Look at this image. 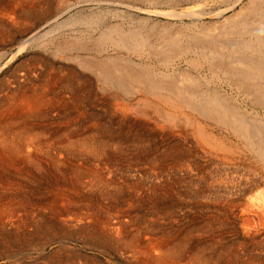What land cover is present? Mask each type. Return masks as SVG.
Returning a JSON list of instances; mask_svg holds the SVG:
<instances>
[{
	"label": "rangeland",
	"instance_id": "obj_1",
	"mask_svg": "<svg viewBox=\"0 0 264 264\" xmlns=\"http://www.w3.org/2000/svg\"><path fill=\"white\" fill-rule=\"evenodd\" d=\"M8 1L0 0V32L1 30H3V28L7 30L5 35L0 36V104L3 98H5L7 92L9 93L10 91L12 92L14 90L16 91L18 87L20 88L22 87L23 89L25 88L27 90L28 89L34 90L36 88L35 89L36 93L37 92H48L47 95L48 96L50 95L49 96L50 98L54 96L56 101L54 102L51 99V102H49V106L48 104H43L42 107H40V111H39L40 116L38 115V113H36L37 115L33 114L32 117L30 116L33 120L31 118H30L31 120L28 118V121L30 120L31 122L37 123L41 127L43 126V128L46 127L45 131L43 130L42 136L48 137L47 139L49 140L47 142L52 143L51 147L53 146V148H50L49 146L47 147L48 151L47 152L45 151L46 153H44V151H42L41 153V155H43L42 162H41L42 167L46 168V171L45 172H43L42 170L38 171L37 169L34 168L35 166H32V165L29 169H27L26 167L27 164H25L23 161H21L18 158H15L12 161H6V162H3V160L1 159L0 171H2L3 174L2 172L0 174V198H1L0 207L2 204L5 205L7 203L6 205H8L7 206L8 208H7V211H4L2 214V217L0 219L1 221L0 228L2 227L1 228L2 231H5L6 229V232H8L9 235L13 236L15 233L13 235L10 233L20 231L18 229L19 226H17V223L19 222V220H22V222L25 223L23 230L24 232H27V233L29 231L32 232L35 224H38L39 222L41 225V222L43 220L44 221L46 220V224L52 225L54 229L51 230L47 234V236H45V238L44 236L41 238L39 234L30 235L31 237L29 236V238L25 236V238L11 242L8 248L3 247L4 244L2 243V248L0 247V264H47V261H46L47 257L51 256L52 254L53 255L56 254L59 256H63V257L67 255V258L66 257L65 258L68 264H129L130 262L128 261V258H127L129 257L128 251L114 249L113 247H110V246L102 247V246L92 243L91 240L87 239L88 237L84 238L80 236V234L78 233V228L82 227V225L85 226L87 224L86 222L87 218L86 219L81 218V220L78 218V216H80L81 212L83 211H86V213H88V215L92 217V219L93 217H95L94 219L99 220L100 222H104V223H100L99 226L103 225L105 227V223L107 225L113 226L115 224L114 222H116L115 220H121L122 223L124 222L123 226L125 229H131V231L132 230L134 231L135 228L142 227L141 230L143 229V232H144L148 230V227H150V223L154 221L155 225H158L157 229L158 230L162 229L164 231L163 234L166 235L167 238L175 237L177 235L179 236L186 235V234L191 235L193 239L199 240L201 242H208V241L212 242L216 240V238H218L222 240V243L225 245V248H228V250L231 249L230 254H234V255L236 254L238 257H240L241 259H245V260H247L248 258L249 259L254 258L255 260H257V261L254 260V264L256 263L264 264V252H262L264 251V249H263V246L261 245L264 243V226L259 224L260 227L262 226L260 228L258 225L259 223L258 219H256V217H253V224L255 225L252 228L253 230L252 229L251 230L248 229V230H250L249 234L253 233L254 235L251 234L250 235L251 237H250L242 233V230L244 229L242 227L243 226L242 213H244V210H242L243 208L242 205L247 201L248 195L253 193L251 183H253L255 179H257L258 177L260 176L262 177L264 175V172H263L264 165L258 160L257 157H255L253 153H250L248 150H245L244 146H242L243 143L241 140H239L235 135H232L231 132H229L226 128L222 127L221 125H218L216 123L205 122L202 120L203 124L207 123L210 126L212 125L211 127L213 129V133L219 139L223 141L224 148L217 147L211 151V154H201L202 152L200 149L208 150L207 148L208 145L201 143V142L198 143L197 140L190 133L189 131L190 128L188 126H176V127L166 126V125L161 126V123L164 124L163 122L156 123L155 121H153L152 118L143 117V116H140V115H137L131 112L129 110V107L135 101V98L140 96V93L138 91H133L132 94L122 95L119 90L110 89V88L108 90H102L101 88L99 89V87H96V85L93 82L94 80L90 78L91 83H92L91 93L87 96V98L84 99V101L76 102L71 97H69L68 90L63 89L62 84H60L59 86L55 85L57 87H55L54 85L52 86L50 84V80L54 78L55 76L57 78H62L61 75H63L64 71L60 69L61 66H63L64 64L66 66L72 64L71 63L72 61H67L66 59L63 58L64 55H61L55 52V50L57 49V46L63 45L64 42H66L67 40L71 38H78L79 40H82V41H85V38H87L85 42L89 44V41H91L93 39V36L97 34V32L99 31L98 29L101 28L102 24L110 23V22L114 23V22L119 21V22H123V26H126L129 23L132 26L139 24V26L145 27L155 22V28L158 30L160 29V27H162V25L164 26L168 25L169 27L172 26L174 28H179L177 24L180 22L179 24L183 23V27L186 28V29L185 28H182V29L188 32L193 27L197 28L200 26V24L203 25L205 23L207 24L205 25L210 28L211 25L213 26L212 22L214 21L216 22V20L218 22L222 19V17H214V16L207 15L206 13L204 16H202V18L196 19L192 17L189 18L186 15H182L179 18V16H173V15L168 14V12H170L172 8H174L177 11H181L182 9H185V7L189 9L190 7H192V5H194L192 8L197 9L199 8L198 6L201 7L200 3L204 4L206 2V1L202 2L203 0L201 1L200 0L198 1L197 0H184V1L183 0H149V1L148 0H120V1L119 0H115V1L114 0H59L58 1L59 4L57 0H11L9 2ZM66 1L70 3L68 4ZM79 1L81 3H79ZM105 1L107 2V4L108 3L109 4L107 5ZM20 3L22 5L25 3L24 6H28V5H31V6H29V8L23 7L24 9H21V7H19ZM127 3L134 4L135 7L131 9L130 7H127L128 6ZM189 3L190 4L192 3L191 6ZM197 3L199 5L195 7ZM205 4L202 5L201 7V8H204L205 11H208L209 8L211 7L213 9V6H214V10H217L219 8L218 5H214L211 3L208 4L207 2ZM13 5H16V6L18 5V7H16L13 13H10L9 10L13 8ZM239 5L240 4L238 3L234 6L235 8L234 7L229 8V9L227 8L224 12L226 15H223V17L229 16L231 15V13L233 14L235 12L234 11L235 9L236 10L239 9L238 8ZM221 6H220L221 8L224 7L222 4ZM8 7L10 8L8 9ZM159 8H161L163 12L160 11ZM63 9L65 11H63ZM146 12L147 13L149 12V13L147 14ZM83 14L86 17L88 15L87 17L88 19L90 17L94 18V15L96 17H103V20H101L102 22L100 21L101 23L99 22L98 24H96V26L98 25L97 27L99 28L97 29L94 24L93 25L90 24L89 21H87L88 19L82 16ZM123 14L125 17L120 18L119 15H123ZM161 14L162 16H160ZM82 19L85 20L86 22L83 21ZM56 20L58 21L56 22ZM63 20L64 21L66 20L68 22L70 21V22L69 24H67L68 22L63 23ZM200 20L201 21L204 20V22L201 23ZM78 21H81V22H78ZM176 21H177V24H175ZM194 22L197 25L194 24ZM55 23H57V25H60V26H57ZM61 23H63V26H61L62 25ZM82 23L90 24L91 26L86 25V24L84 26ZM55 27L56 28L58 27V28L56 29ZM87 27L89 28L87 29ZM54 28L58 32H56ZM67 30H69V33ZM53 31L55 34L53 33ZM87 31H88V34H87ZM50 32H51V35H49ZM82 34L83 36H81ZM26 37H28L29 39L25 45L26 47H24L22 50H19L17 52L18 42L21 39H24ZM35 37L37 38L34 40ZM185 37L186 36L183 35L182 40L185 41L187 39L186 41L190 42L191 39H189L188 37L186 38ZM46 41L49 43H47ZM35 47H38V48H35ZM107 47L105 50H103L102 54L106 55L108 53H112L115 51L117 52L119 51L121 53L126 54L124 49H119V48L117 49L116 47L114 48L111 46H107ZM66 53L71 54V51H66ZM79 53L86 55V53L84 52H79ZM50 56L51 57L53 56L52 59ZM131 56L136 58L133 55ZM33 58L36 59L37 61H34ZM182 60H179L180 61L179 66L182 67V65L184 66V64L186 66L185 60L184 59ZM197 71H199L202 74L205 73L204 67H202V69L201 68L198 69ZM222 79H223L222 77L214 78V83L218 86L222 85V87H220V90H222L223 93H225L228 98L230 97L229 102L232 100V102H235V105L238 103L237 104L238 107H241L242 109L244 107L247 110L253 109L254 111H257L259 115L264 116V108L253 105L251 101L249 103L250 99L244 93H242L240 90H239L240 92L238 90L236 91L235 88L227 85L226 82H224V79L223 80ZM45 84L47 85L44 86ZM25 85L27 88L25 87ZM210 86H213V83H210ZM111 94H116L118 97L113 98ZM119 98H122L121 100H123V102L121 100L119 101ZM239 102H241L242 105ZM124 103L126 106L124 105ZM1 106L3 105L2 104L0 105V111L3 109V107ZM21 107L22 106L19 105L13 108V113L15 114L13 116H15V119H19V118L21 120L23 119L22 117H24V114L21 112V109H22ZM84 108L85 109L87 108V109L85 110ZM260 108H262V110ZM16 113H17V116H16ZM141 122L143 123V125ZM129 123L131 124L129 125ZM215 124L217 127L215 126ZM72 126L74 127L72 128ZM91 128L93 129L91 130ZM74 129L77 131H75ZM67 130L69 133L67 132ZM98 131L99 133H97ZM133 132H135L136 135H133ZM180 133H182V135ZM186 133L188 134L185 136ZM89 135H94L95 137L99 139L102 138V140H105V138L107 139L108 136L111 135L113 137L116 136L117 138L121 140L115 141L114 139L113 141L109 139L107 146H105V149L100 150L98 148L100 152L102 153L101 155H98L99 151L96 154H94L90 150L87 151L88 154L84 153L86 152V150H84V148L81 147L80 145L78 146V144H74L72 146L69 145L70 149L69 147L65 145L68 139L77 140L78 137H86ZM122 136L124 138H121ZM135 136L136 138L132 139ZM63 140H64V143H62ZM131 140H134V141H131ZM151 141H154V142H151ZM235 142L236 144H234ZM120 144H121V147H120ZM167 144H170V145H167ZM61 145H63L64 147H62ZM72 147L74 149H72ZM235 147L238 149H236ZM61 148H63V150ZM173 148L176 149V152H179V154H180V150H182L183 152H185L186 156H180V155L173 156L171 152V149ZM77 149H79V151ZM230 149L232 150L236 149L239 152L234 154L235 155L234 156L231 154ZM53 151H54V155H53ZM121 151L125 153H122ZM159 153L161 154L163 153V155L169 154L168 161H167L168 164L165 163L166 166L162 165L161 167H159V169L157 167H153V166L151 167L150 164L147 163L146 160L148 159L146 158H150L151 156H154L155 154L158 155ZM165 161L166 159H164V162ZM47 164H50V165H47ZM23 166L25 167V169L23 168ZM229 166H230V169H229ZM64 168L66 170H64ZM248 168L250 171L248 170ZM70 170L71 171L73 170L74 172H71ZM188 171H191V172L188 173ZM173 174H175L176 176ZM77 175H79V177ZM171 176L172 177L175 176L174 179L171 178ZM242 178H245L246 180L243 179L245 180L243 181ZM175 179L178 182L177 181L175 182ZM237 179L240 181H238ZM158 180L159 181L161 180L160 183H158L159 182ZM64 181L66 182L64 183ZM188 181L190 183H188ZM82 183H86V184H82ZM151 183L152 184L154 183V185H157L159 188V190H157V192H154L153 194L152 192H150V187H149V185L150 186L152 185ZM187 184H189L191 187L189 185L187 186ZM206 187L208 188L210 192L207 191ZM69 188H72L71 189L72 191ZM169 188L172 190H170ZM68 189L72 193L68 191ZM219 189L222 191L224 189V191L221 192ZM73 190H75L74 193H73ZM196 190L198 191V193ZM105 191L108 192V195L104 194ZM212 191H216L218 193L212 192ZM253 191H255V188ZM77 192L80 195H78ZM156 196L157 198L159 197L158 198L159 201L156 200L157 199ZM216 196L218 198H216ZM222 196L224 197L222 198ZM222 204H225V205H222ZM57 207L58 209H56ZM54 209H55V212H54ZM240 211L241 213H238ZM38 217L42 219L41 222L39 221L40 219H38ZM204 223L208 225H202ZM236 223H238V225ZM190 225H191V228H190ZM193 229L194 231H192ZM254 229H257V230L255 231ZM104 230L105 231L107 230V226L104 228ZM149 230L152 231L151 227L149 228ZM262 230H263V235L261 233ZM106 232H107L106 234L111 235L110 233L112 231L107 230ZM143 234L147 235L148 231ZM207 238L210 239L211 241L208 240ZM219 249L220 251H222L221 248ZM222 252L226 254V251L223 250ZM88 257H91L92 259H88Z\"/></svg>",
	"mask_w": 264,
	"mask_h": 264
},
{
	"label": "bare ground",
	"instance_id": "obj_2",
	"mask_svg": "<svg viewBox=\"0 0 264 264\" xmlns=\"http://www.w3.org/2000/svg\"><path fill=\"white\" fill-rule=\"evenodd\" d=\"M9 1H11V0H9ZM58 1L59 0H57V2ZM204 1H206L208 4L211 3L214 5H218L219 8L217 10H214V6H213V9L211 7V8H209L208 11H205L204 8H201L202 5H204L206 3L205 2L204 4L200 3L201 7L198 6L199 8H197V9L192 8L194 6V5H192V7H190L189 9L187 7H185V9H182L181 11H177L174 8H172L170 10V12H168V14L173 15V16H179V18L182 15H186L189 18L192 17V18L200 19L206 13H207V15H210V16L222 17V19L220 21L217 22V20H216L217 23L215 21L212 22L213 26L211 25L210 28L207 27L206 26L207 24L205 23L206 25L205 24H203V25L200 24V26L198 25L199 26V27H197L198 29L196 27L195 28L193 27L194 29L190 28L191 30H189L188 32H186V30L182 29V28H185V27H183V23L179 24L180 23L179 22L178 23L179 25H178L177 21L175 24H177V26H179V28H174L170 24L169 25L172 28L169 27L168 25L164 26L161 24L162 27H160L158 25L160 27V29L157 30L155 28V22L154 21H153L154 23H152L148 26H145V27L139 26V24L132 26L129 23L126 26H123V22L118 21V22L111 23L109 21L110 23L102 24L101 28L98 29L99 27H97L98 25L96 26V24H98L101 20H103V17H96L94 15V18L90 17L88 19L87 18L88 15L86 17L83 14L82 16L86 17L88 19L87 21H89L90 24H92V25L94 24L99 31L97 32V30H96L97 34L94 36L92 35L93 39L91 41H89V44L87 42H85L87 40V38H85V41L79 40L78 38H71V39L67 40L66 42H64L63 45L57 46V49L55 50V52L58 54L64 55L63 58L66 59L67 61H72L71 62L72 64L69 63L70 65H68V66H66L65 64H64L65 66L64 65L61 66L60 69H62V71H64L63 75H61L62 78H57L55 76L54 78H52L50 80V84L52 86L53 85L59 86L60 84H62L63 89L68 90L69 97H71L76 102L84 101V99L87 98V96L91 93V90H92L91 89L92 88L91 79L94 80L93 82L96 85V87H99V89L101 88L102 90H108L109 88L115 89V90H119L122 95L132 94L133 91H138L140 93V96L139 97H136L137 95L135 96L136 97L135 101L131 104V106L129 107V110L131 112H133L134 114H137V115H140L143 117L152 118L153 121H155L156 123L163 122L164 124L161 123V126H163V125L175 126V127L176 126H188L190 128V130H189L190 133L197 140L198 143L201 142V143L208 145L207 146L208 150L200 149L202 152L201 154H211V151L217 147L224 148L223 141L221 139H219L213 133V129L211 127L212 125L210 126L207 123H205V124L202 123L203 121H205V122H210V123H216V124L221 125L222 127L226 128L229 132L232 133V135H235L239 140L242 141V143H243L242 146H244L245 150H248L250 153H253L255 155V157H257L258 160L264 165V116L259 115L258 112L254 111L253 109L247 110L243 106H242L243 107V109H242L241 107L237 106L238 103L235 105V102H232V100L229 102L230 97L228 98L227 95L225 93H223L222 90H220V87H222V85L218 86L214 83V78L222 77L224 79V82H226L227 85L235 88L236 91L240 90L242 93H244L250 99V100L248 99L249 103L251 101V103L253 105L264 108V0H244V1L243 0H203L202 2H204ZM110 2H112V1H110ZM79 3H81V2L79 1ZM131 3H127V5H128L127 7H130L132 9L135 7V5L131 4ZM181 3H183V2H181ZM184 3H186V2H184ZM238 3L240 4L238 7L239 8L238 10L235 9L234 10L235 12L233 14L231 13V15L228 14L229 16L223 17V15H226L224 12L227 8L228 9L233 8ZM20 4H19V7H21V9H24L23 7L29 8V6H31V5L24 6L25 3L23 5L21 4V6H20ZM58 4H59V2H58ZM60 4H62V3H60ZM106 4H107V2H106ZM191 4H190V6H191ZM221 4L224 6L223 8H221L222 7ZM197 5H199V4L197 3L195 5V7ZM145 6H146V4H145ZM16 7H18V5L17 6L13 5V8H11L9 10L10 13H13L15 11ZM157 7H158V5H157ZM9 8L10 7H8V9ZM159 9H160V11H162L161 8H159ZM63 11H65V10L63 9ZM97 11H96V13H97ZM105 12H106V10H105ZM155 12H157V11H155ZM58 14H59V12H58ZM129 14H127V15H129ZM165 14H167V13H165ZM115 15H113V16H115ZM155 16H156V14H155ZM160 16H162V14ZM119 17L124 18L125 16L123 14V15H119ZM165 17H166V15H165ZM72 18H73V16H72ZM127 19H126V21H127ZM57 21L58 20H56V22ZM73 21H74V19H73ZM83 21H85V20H83ZM167 21H168V19H167ZM64 22L66 23L68 21L63 20V23ZM69 22L67 24H69ZM71 22H72V20H71ZM78 22H81V21H78ZM137 22H138V20H137ZM203 22H204V20L201 21V23H203ZM63 23H61L62 24L61 26H63ZM55 24L57 25V23H55ZM85 24H83V25L85 26ZM90 24H86V25H90ZM175 24H173V25H175ZM194 24H196V23L194 22ZM57 26H60V25H57ZM65 26H67V25H65ZM78 27H79V25H78ZM88 28L89 27H87V29ZM56 29H55V31L58 32ZM48 30H49V28H48ZM6 31L7 30H5V28H3V30H1V32H0V36L5 35ZM67 31L69 33V30H67ZM53 33H54V31H53ZM75 33H77V32H75ZM90 33H91V31H90ZM83 34L81 36H83ZM87 34H88V31H87ZM49 35H51V32ZM183 35L188 37L189 39H191L190 42H187L186 41L187 39L185 41L182 40ZM85 36H86V34H85ZM37 37H39V36H37ZM37 37H35L34 40ZM28 40H29L28 37H26L24 39H21L18 42L17 52L19 50H22L24 47H26L25 45L28 42ZM31 41H32V39H31ZM47 43H49V42H47ZM107 46H111L114 48L116 47L117 49L118 48L124 49L126 54L121 53L119 51L118 52L115 51L112 53L107 52L108 54L104 55V54H102V52H103V50L106 49ZM38 47H39V45H38ZM38 47H35V48H38ZM44 49H45V47H44ZM36 51H37V49H36ZM66 51H71V54H69V53L67 54ZM42 52H44V51H42ZM79 52H84V53H86V55L80 54ZM46 53H48V52H46ZM43 54H45V53H43ZM12 55H14V54H12ZM131 55L135 56L136 58L132 57ZM34 56H35V54H34ZM188 56H189V58H188ZM52 57H51V59H52ZM182 59H184L186 62V66L184 64L185 67L183 65H182V67L179 66V63H180L179 60H182ZM34 61H37V60L34 59ZM182 62H183V60H182ZM50 67H51V65H50ZM202 67H204V69H205V73L203 72L204 74L197 71L200 68L202 69ZM220 82H222V81H220ZM210 83H213V86H210ZM37 85H39V84H37ZM46 85L47 84H45L44 86H46ZM57 86H55V87H57ZM25 87H26V85H25ZM35 89L34 90L33 89L27 90L25 88L23 89L22 87L21 88L18 87L16 91L13 89L14 90L13 92L12 91H10L11 93L7 92L5 98H3V100L1 101V104L3 105L1 107H3V109L0 111V162H1V159L3 160V162H6V161H12L15 158H18L21 161H23L25 164H27V166H26L27 169H29L32 165V166H35L34 168L37 169L38 171L42 170L43 172H45L46 168H43L42 163H41L42 157H43V155H41V153H42V151H44V153H46L48 151L47 147L50 146V148H53V146L51 147V144H52L51 142H47L49 140V139H47L48 137L42 136L43 130L45 131L46 127L43 128V126L41 127L39 124L31 122L30 120L32 119L31 117L33 116V114L38 113V115H39L40 107H42L43 104H48V106H49V102H51V99L54 102L56 101V99L54 98V96L50 98L49 97L50 95L49 96L47 95L48 92H37L36 93ZM49 91H51V90H49ZM241 95H243V94H241ZM111 96L113 98L118 97L116 94H111ZM121 99L122 98H119V101ZM121 101L123 102V100H121ZM239 103H241V102H239ZM19 105L22 106L21 112L24 114V117H22L23 118L22 120L20 118H19L20 120L15 119V116H13V115H15L13 113V108H15V106H19ZM50 105H52V104H50ZM124 105H125V103H124ZM241 105H242V103H241ZM52 106H54V105H52ZM262 108H260V109L262 110ZM258 111H259V109H258ZM126 112H127V110H126ZM119 114H120V112H119ZM16 116H17V113H16ZM28 118L29 119L31 118V119L28 121ZM91 119H93V118H91ZM130 124L131 123H129V125ZM216 124H215V126H216ZM142 125H143V123H142ZM73 127L74 126H72V128ZM92 129L93 128H91V130ZM75 131H77V130H75ZM95 131H96V129H95ZM131 131H132V129H131ZM67 132H68V130H67ZM97 133H99V131ZM162 133H163V131H162ZM182 133H180V134L182 135ZM152 134H154V133H152ZM187 134L188 133H186L185 136ZM133 135H136V133L133 132ZM131 136H132V134H131ZM55 138H56V136H55ZM121 138H124V137L122 136ZM135 138H136V136L133 137L132 139H135ZM109 139H111L113 141H114V139H115V141L121 140V139L117 138L116 136L113 137L111 135H109L107 139L105 138V140H102V138L99 139V138L95 137L94 135H89L86 137H78L77 140H73V139L67 140L66 139L67 143L65 145L67 147H69V145L72 146L74 144H78V146L80 145L81 147L84 148V150H86V152H84V153H87V151L90 150L91 152L96 154L99 151L98 155H101L102 153L100 152V150L105 149V146H107ZM55 141H56V139H55ZM131 141H134V140H131ZM136 141H138V140H136ZM171 141H172V139H171ZM151 142H154V141H151ZM62 143H64V140ZM234 144H236V142ZM167 145H170V144H167ZM61 146L64 147L63 145H61ZM172 146H170V147H172ZM120 147H121V144H120ZM189 148H191V147H189ZM61 149L63 150V148H61ZM69 149H70V147H69ZM72 149H74V148L72 147ZM236 149H238V148H236ZM236 149L235 150L230 149L232 155L239 152ZM77 150L79 151V149H77ZM109 151H110V149H109ZM68 152H70V151H68ZM171 152H172L173 156H176V155L177 156H179V155L180 156H186L185 152H183L182 150H180V154H179V152H176V149H174V148L171 149ZM50 153H52V152H50ZM122 153H125V152H122ZM53 155H54V151H53ZM165 155L166 154L163 155V153L162 154L159 153L158 155L155 154L154 156L149 155L151 157L146 158V159H148L146 161L148 164H150L151 167L153 166V167H157L159 169V167H161L162 165L166 166L165 163H167V161H168V155L169 154L166 156ZM212 156H213V154H212ZM56 157H57V155H56ZM70 157H71V155H70ZM119 158H120V156H119ZM164 159H166L165 162H164ZM55 161H56V159H55ZM182 161H183V159H182ZM197 161H198V159H197ZM193 162H195V161H193ZM173 163H175V162H173ZM179 163H181V162H179ZM47 165H50V164H47ZM210 166H211V164H210ZM23 168L25 169L24 166H23ZM77 168H79V167H77ZM229 169H230V166H229ZM64 170H66V169L64 168ZM91 170H92V168H91ZM105 170H107V169H105ZM160 170H162V169H160ZM248 170H249V168H248ZM170 171H171V169H170ZM178 171H180V170H178ZM1 172L2 171H0V174H1ZM71 172H74V171L72 170ZM189 172H191V171H188V173ZM263 172H264V170H263ZM160 173H161V171H160ZM2 174H3V172H2ZM53 174H55V173H53ZM212 174H210V175H212ZM173 175H175V174H173ZM77 176L79 177V175H77ZM158 176H157V178H158ZM174 177L171 176V178H173V179H174ZM87 178H89V177H87ZM216 178H217V176H216ZM245 178H242V180ZM258 178H260V179H258ZM258 178L255 179L254 182L252 181L253 183H251V185H252V192L253 193L250 192L251 194L248 195V197L246 196L248 199L245 198V199H247V201L242 205V207H243L242 210H244V213H242V222H243L242 227L244 228L242 230V233L247 235V236H250L251 234L254 235L253 233L249 234V231L255 225V224H253V217H256V219H258V222H259L258 225L261 224L262 226H264V175L262 177L260 176ZM153 179H154V177H153ZM180 179H182V178H180ZM235 180H236V178H235ZM245 180H243V181H245ZM94 181H95V179H94ZM160 181L158 183H160ZM176 181L177 180L175 179V182ZM238 181H240V180H238ZM65 182L66 181H64V183ZM75 182H73V183H75ZM102 182H104V181H102ZM168 183H170V182H168ZM188 183H190V182L188 181ZM244 183H246V182H244ZM67 184H65V185H67ZM82 184H86V183H82ZM107 184H108V182H107ZM188 185L189 184H187V186ZM260 185H262V186H260ZM93 186H95V185H93ZM161 186H163V185H161ZM207 186H209V185H207ZM149 187H150V192H152V194L154 192H157V190H159L158 186L154 185V183L151 186L149 185ZM149 187H148V189H149ZM183 187H185V186H183ZM215 188H216V186H215ZM254 188H255V191H253ZM69 189L71 190L72 188H69ZM69 189H68V191H70ZM169 189H168V191H169ZM170 190H172V189H170ZM211 190H212V188H211ZM74 191L75 190H73V193H74ZM207 191L210 192L208 190V188H207ZM220 191L223 192L224 189H223V191L222 190H220ZM212 192H216V191H212ZM218 192H216V193H218ZM197 193H198V191H197ZM206 193H205V195H206ZM77 194L80 195L78 192H77ZM104 194L108 195V192L105 191ZM112 195H114V194H112ZM243 195H245V194H243ZM150 196H151V194H150ZM189 196H190V194H189ZM173 197H175V196H173ZM211 197H212V195H211ZM223 197L224 196H222V198ZM60 198H62V197H60ZM156 198H157V196H156ZM158 198L156 200H158ZM216 198H218V197L216 196ZM196 199H198V198H196ZM6 204L5 205L2 204L3 206L1 205V207H0V219L2 217L3 212L7 211L8 205H6ZM225 204H226V202H225ZM225 204H222V205H225ZM63 206H65V205H63ZM238 206H240V205H238ZM56 209H58V207ZM59 210H57V211H59ZM90 211H92V210H90ZM54 212H55V209H54ZM238 213H241V211ZM98 216H96V217H98ZM238 216H240V215H238ZM78 218L80 220H81V218L82 219L87 218L86 222L89 225V226L87 224L85 226L82 225V227L78 228V233L80 234V236H82L84 238L88 237L87 239L91 240L92 243L99 245V246H102V247L110 246V247H113L114 249H118V250H122V251H128L129 257H127V256L126 257L128 258V261L130 262V263L128 262L129 264H254V260H255L254 258L253 259L248 258L247 260H245V259H241L240 257H238L236 254L235 255L230 254L231 249L228 250V248H225V245L222 243V240L218 239V238H216V240H214L212 242H209V241L208 242H201L199 240L193 239L191 237V235H187V234L181 235V236L177 235L175 237L167 238V236L163 234L164 231L162 229H160V227H159L160 230L157 229L158 225H155L154 221H152L150 223V227H151L152 231H150L149 230L150 227H148V230H146L144 232H143V229L141 230L142 227L141 228H135L134 231L133 230L131 231V229H125L123 226L124 222L122 223L121 220H115L116 222H114L115 224L113 226L107 225L105 223V227L107 226V230L112 231L110 233L111 235H108V234H106L107 230L106 231L104 230L105 227L103 225L99 226L100 223H104V222H100L99 220L94 219L95 217H93V219H92V217H90L88 215V213H86V211L81 212V215L78 216ZM38 219H40V217H38ZM206 220H207V218H206ZM210 220H211V218H210ZM39 221L41 222L42 219H40ZM0 223H1V221H0ZM24 224L25 223H23L22 220H19V222L17 223V226L20 227V228L18 227V229L20 231H18V232L12 231L13 233H10V234L13 235L15 233L13 236L9 235V233L6 232V229H5V231H2V229H1L2 227H1L0 228V247L2 248V243H3L4 244L3 247L8 248L10 246L11 242L25 238V236L27 238H29L30 235L39 234L41 238L43 236L45 238V236H47V234L51 230L54 229V227L52 225L46 224V220L45 221L43 220L41 222V225L38 222V224H35L32 232L29 231L27 233V232H24V230H23ZM236 224L238 225V223H236ZM202 225H208V224L204 223ZM60 226H61V224H60ZM228 227H229V225H228ZM259 227H260V225H259ZM190 228H191V225H190ZM248 229H250V230H248ZM257 229H258V227H257ZM257 229H254V230L256 231ZM147 231H148L147 235L143 234V233H146ZM192 231H194V229ZM183 232H184V230H183ZM186 232H188V231H186ZM209 232H211V231H209ZM261 233L263 235V230ZM149 234H151V235H149ZM240 234H241V232H240ZM256 235H257V233H256ZM213 238H211V239H213ZM208 240H210V239H208ZM253 241H255V240H253ZM243 244H244V242H243ZM250 244H252V243H250ZM261 245L263 246V249H264V243ZM219 248H221L222 251L223 250L226 251V254L224 252L220 251ZM262 252H264V251H262ZM65 257L67 258V255ZM65 257L59 256L56 254H54V255L52 254L51 256L47 257V260L46 259L45 260L47 261V264H66L67 262H66ZM88 259H92V258L88 257ZM255 261H257V260H255Z\"/></svg>",
	"mask_w": 264,
	"mask_h": 264
}]
</instances>
